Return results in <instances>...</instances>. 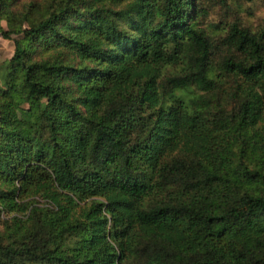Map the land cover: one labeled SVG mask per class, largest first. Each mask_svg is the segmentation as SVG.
<instances>
[{
    "label": "trees",
    "instance_id": "16d2710c",
    "mask_svg": "<svg viewBox=\"0 0 264 264\" xmlns=\"http://www.w3.org/2000/svg\"><path fill=\"white\" fill-rule=\"evenodd\" d=\"M208 1L0 0V264H264V21Z\"/></svg>",
    "mask_w": 264,
    "mask_h": 264
},
{
    "label": "rangeland",
    "instance_id": "374dc122",
    "mask_svg": "<svg viewBox=\"0 0 264 264\" xmlns=\"http://www.w3.org/2000/svg\"><path fill=\"white\" fill-rule=\"evenodd\" d=\"M25 2H42L43 0H23ZM207 2L206 25H215L220 21H232L234 16L239 17L243 24L253 30H257L264 21V0L233 1L226 0L225 5ZM2 25L5 23L2 21ZM13 53V40L0 37V83L3 81V73L6 72L5 63Z\"/></svg>",
    "mask_w": 264,
    "mask_h": 264
}]
</instances>
